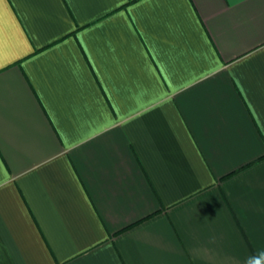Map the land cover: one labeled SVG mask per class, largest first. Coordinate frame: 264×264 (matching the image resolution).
<instances>
[{
    "label": "crops",
    "instance_id": "obj_1",
    "mask_svg": "<svg viewBox=\"0 0 264 264\" xmlns=\"http://www.w3.org/2000/svg\"><path fill=\"white\" fill-rule=\"evenodd\" d=\"M0 264H264V0H0Z\"/></svg>",
    "mask_w": 264,
    "mask_h": 264
}]
</instances>
